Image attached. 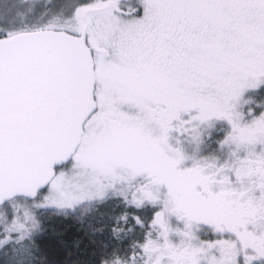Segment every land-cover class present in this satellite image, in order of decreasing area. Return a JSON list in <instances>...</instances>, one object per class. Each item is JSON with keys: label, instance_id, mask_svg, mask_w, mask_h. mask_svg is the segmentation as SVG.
Returning <instances> with one entry per match:
<instances>
[{"label": "snow or ice", "instance_id": "1", "mask_svg": "<svg viewBox=\"0 0 264 264\" xmlns=\"http://www.w3.org/2000/svg\"><path fill=\"white\" fill-rule=\"evenodd\" d=\"M54 220L76 264H264V0H0V264Z\"/></svg>", "mask_w": 264, "mask_h": 264}, {"label": "trees", "instance_id": "2", "mask_svg": "<svg viewBox=\"0 0 264 264\" xmlns=\"http://www.w3.org/2000/svg\"><path fill=\"white\" fill-rule=\"evenodd\" d=\"M54 224L56 238L47 240L45 244L50 262L76 264L78 260L86 259L90 249L87 230L71 220H55ZM77 244L79 247L76 246Z\"/></svg>", "mask_w": 264, "mask_h": 264}, {"label": "flooded vegetation", "instance_id": "3", "mask_svg": "<svg viewBox=\"0 0 264 264\" xmlns=\"http://www.w3.org/2000/svg\"><path fill=\"white\" fill-rule=\"evenodd\" d=\"M54 223H55V220L53 221V225L55 226V224H54ZM54 226H53V227H54ZM55 233H56V232H55ZM50 239H51V237L49 238V240H50Z\"/></svg>", "mask_w": 264, "mask_h": 264}, {"label": "rangeland", "instance_id": "4", "mask_svg": "<svg viewBox=\"0 0 264 264\" xmlns=\"http://www.w3.org/2000/svg\"><path fill=\"white\" fill-rule=\"evenodd\" d=\"M71 221H73V222H75L74 220H71ZM76 223V222H75ZM49 240V239H48ZM70 257V256H69ZM51 264H55V263H51Z\"/></svg>", "mask_w": 264, "mask_h": 264}]
</instances>
